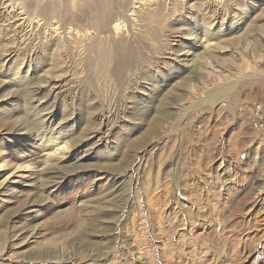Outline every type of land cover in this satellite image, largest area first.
<instances>
[{
  "label": "rangeland",
  "instance_id": "obj_1",
  "mask_svg": "<svg viewBox=\"0 0 264 264\" xmlns=\"http://www.w3.org/2000/svg\"><path fill=\"white\" fill-rule=\"evenodd\" d=\"M222 2L0 0V264H264V0Z\"/></svg>",
  "mask_w": 264,
  "mask_h": 264
},
{
  "label": "bare ground",
  "instance_id": "obj_2",
  "mask_svg": "<svg viewBox=\"0 0 264 264\" xmlns=\"http://www.w3.org/2000/svg\"><path fill=\"white\" fill-rule=\"evenodd\" d=\"M160 1H164V2L167 3L166 5H167V9H168V15L170 17L173 16L176 13V7H175V9H173V8L169 7L170 5H168L172 0H135V4L130 10L131 16H134V15L137 14L140 6L143 3H145V4L146 3L149 4V3H153V2H158L159 3ZM222 1L223 0H215L216 5L217 6H221L222 3H223ZM124 28H125V26H122V23H117L114 26V30L117 33L122 32L124 30ZM143 44L146 45L145 42ZM143 44H142V46H143ZM100 55L103 56L102 64H104L106 67L110 68L111 67V63L116 61L115 68L114 67H111V68H113L114 70H117L119 72H121L122 70H125L126 68H128V67H130V66H132L134 64L140 63L137 53H136V55H131L130 48L125 46L124 43L121 44L120 47L110 46L109 49L102 50L100 52L99 56ZM168 101H169L168 98H163V100H161L159 102L158 106H153L152 110H153V112H155V115H156L155 116V121H154L156 126H158V125L161 126L160 124H162L164 121L166 122L165 119L173 117L171 112L166 111V107H167ZM260 192L261 191H259V193ZM93 225H95V224H93ZM88 226H89V224H88Z\"/></svg>",
  "mask_w": 264,
  "mask_h": 264
},
{
  "label": "built area",
  "instance_id": "obj_3",
  "mask_svg": "<svg viewBox=\"0 0 264 264\" xmlns=\"http://www.w3.org/2000/svg\"><path fill=\"white\" fill-rule=\"evenodd\" d=\"M250 125L258 130L264 131V105L256 104L253 106L250 114Z\"/></svg>",
  "mask_w": 264,
  "mask_h": 264
}]
</instances>
